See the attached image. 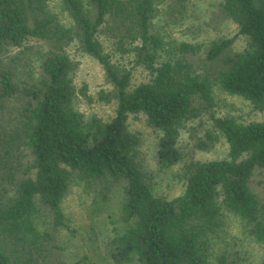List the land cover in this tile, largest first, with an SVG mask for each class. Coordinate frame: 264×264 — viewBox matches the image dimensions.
<instances>
[{
    "label": "trees",
    "instance_id": "obj_1",
    "mask_svg": "<svg viewBox=\"0 0 264 264\" xmlns=\"http://www.w3.org/2000/svg\"><path fill=\"white\" fill-rule=\"evenodd\" d=\"M191 1L60 0L54 11L50 0H0V264H67L61 202L73 182L104 211L111 264H252L228 238V215L264 264V197L254 186L264 120L216 116L213 95L217 86L264 113V0L218 4L244 38L240 51L227 38L169 48L160 31L194 16ZM83 57L103 72L95 93L75 82ZM136 68L148 79L132 86ZM81 103L112 105V114L86 116ZM130 116L158 133L151 170ZM188 122L205 127L197 150L222 138L226 157H185ZM173 168L182 190L168 199L157 186Z\"/></svg>",
    "mask_w": 264,
    "mask_h": 264
},
{
    "label": "rangeland",
    "instance_id": "obj_2",
    "mask_svg": "<svg viewBox=\"0 0 264 264\" xmlns=\"http://www.w3.org/2000/svg\"><path fill=\"white\" fill-rule=\"evenodd\" d=\"M221 0H192V13L194 16L188 18L184 25H178L160 31L164 37L165 44L170 48L178 43L187 42L190 44H201L218 38L232 40L231 52L240 51L244 47V38L237 35V27L230 21H224L218 15V4ZM60 0H50L49 6L54 11L59 10ZM159 25H163V14L158 15ZM205 23H207L205 25ZM105 42V41H104ZM106 45L107 42H105ZM125 62V61H123ZM148 79L147 73L141 68H136L132 72L131 84L136 86ZM76 84L85 82L90 90L95 93L103 87V72L98 64L89 58L81 59L80 70L77 74ZM215 100V115L228 116L237 122H250L264 120V113L253 111L251 106L242 98L232 96L217 86L213 89ZM112 105L95 104L92 106L81 103L78 110L86 116L94 114L108 119L112 114ZM131 131L138 132L143 141L142 150L146 153L147 162L152 166V155L154 153L157 132L145 124L143 116L131 117L128 119ZM205 127H201L196 122H188L180 130L179 146L184 156L195 155L202 160L223 159L227 155V144L219 138L218 142L208 151L197 150V142L204 139ZM155 167V166H154ZM151 170V168H150ZM177 168H173L167 175L161 174L157 186V193L168 199L174 198L181 193V184L177 178ZM264 180V172H257L254 176V186L256 191L264 197L262 187L259 185ZM258 183V184H257ZM115 201L112 200L111 203ZM115 203V202H114ZM61 208L65 217L69 220L72 234L61 231L59 237L65 240L70 246V258L67 264H111L104 256L102 242L105 234L104 228L107 223L102 207L92 204V199L82 191L77 182L70 184L67 194L61 202ZM227 224L229 227L228 238H234L241 248L249 253L252 264L260 261V250L258 245L243 233L241 220L234 215H228ZM222 247L219 242L214 252H218Z\"/></svg>",
    "mask_w": 264,
    "mask_h": 264
}]
</instances>
